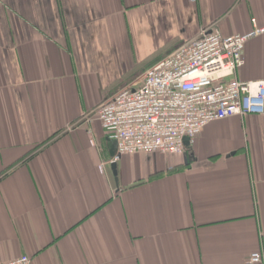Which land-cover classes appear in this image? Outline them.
Returning a JSON list of instances; mask_svg holds the SVG:
<instances>
[{"label": "crops", "instance_id": "crops-1", "mask_svg": "<svg viewBox=\"0 0 264 264\" xmlns=\"http://www.w3.org/2000/svg\"><path fill=\"white\" fill-rule=\"evenodd\" d=\"M253 18L264 24V0H0V263L264 256V114L209 122L192 159L124 154L118 180L116 141L93 116L203 29L243 34ZM245 60L238 78L263 80L264 35Z\"/></svg>", "mask_w": 264, "mask_h": 264}, {"label": "built area", "instance_id": "built-area-1", "mask_svg": "<svg viewBox=\"0 0 264 264\" xmlns=\"http://www.w3.org/2000/svg\"><path fill=\"white\" fill-rule=\"evenodd\" d=\"M252 25L246 33L231 35L217 25L203 29L98 104L93 116L117 143L112 162L136 152L182 154L185 138L192 143L211 121L264 114V79L238 78L247 42L264 35V24L253 18ZM263 261L259 251L251 254V263ZM0 264H31V258L22 255Z\"/></svg>", "mask_w": 264, "mask_h": 264}, {"label": "water", "instance_id": "water-1", "mask_svg": "<svg viewBox=\"0 0 264 264\" xmlns=\"http://www.w3.org/2000/svg\"><path fill=\"white\" fill-rule=\"evenodd\" d=\"M184 143H185L186 154L192 159L190 139L186 137ZM110 153H111L112 157H114L116 155V153H117V144L113 145V147L110 150ZM112 168H113V171H114V175L116 176V180H118L117 179V163L116 162L112 163Z\"/></svg>", "mask_w": 264, "mask_h": 264}, {"label": "rangeland", "instance_id": "rangeland-1", "mask_svg": "<svg viewBox=\"0 0 264 264\" xmlns=\"http://www.w3.org/2000/svg\"><path fill=\"white\" fill-rule=\"evenodd\" d=\"M147 64H148V61H147ZM147 66V65H146ZM145 66V63H140V64H137L136 65V68L133 70L134 72L133 73H140L141 71H138V70H140L141 68H143V67H146ZM138 71V72H137Z\"/></svg>", "mask_w": 264, "mask_h": 264}, {"label": "trees", "instance_id": "trees-1", "mask_svg": "<svg viewBox=\"0 0 264 264\" xmlns=\"http://www.w3.org/2000/svg\"><path fill=\"white\" fill-rule=\"evenodd\" d=\"M36 149H37V148H35L33 151H35ZM33 151H32V152H33Z\"/></svg>", "mask_w": 264, "mask_h": 264}]
</instances>
